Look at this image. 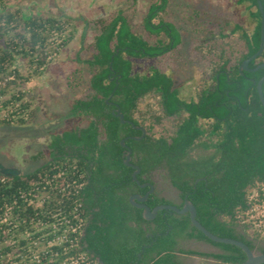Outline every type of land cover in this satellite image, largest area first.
Listing matches in <instances>:
<instances>
[{
  "label": "trees",
  "instance_id": "obj_1",
  "mask_svg": "<svg viewBox=\"0 0 264 264\" xmlns=\"http://www.w3.org/2000/svg\"><path fill=\"white\" fill-rule=\"evenodd\" d=\"M144 1L147 7L136 25L129 7L96 19L25 16L0 0V100L7 112L0 124L21 126L34 117L21 87L28 78L42 75L79 28L73 58L77 67L71 75L73 82L83 75L86 81H81L84 94L71 103L68 116L87 122L83 128L50 136L48 160L39 167L22 174L0 172V264H61L79 250L95 264H179L177 254L219 264L245 260L240 249L204 237L190 225L188 214L160 210L145 220L129 198L143 196L149 188L132 180L134 170L124 164L127 150L129 164L139 168L140 185L154 186L153 173L163 171L179 193L178 209L187 200L208 232L254 251L256 238L238 227L235 216L245 207V193L264 181V110L256 89L264 69L239 71L259 47L257 0H237L254 22L250 31L225 24L216 39L193 47L188 62L201 66V78L187 100L180 98L173 76L183 39L169 20V0ZM259 2L264 14V0ZM16 58L25 62L28 77L14 67ZM262 63L264 51L248 68ZM261 88L264 96V82ZM116 108L128 123L113 115ZM135 127L144 130L141 139H134L142 134ZM42 178L55 187L63 181L83 183L77 196L86 220L82 249L64 255L62 247L40 251L31 245L43 233L33 234L35 223L53 222L49 218L55 214L70 217L74 207L73 197L59 199ZM35 188L50 197L38 207L29 204ZM144 204L152 210L169 202L152 192ZM179 240L203 242L220 253L184 250Z\"/></svg>",
  "mask_w": 264,
  "mask_h": 264
},
{
  "label": "rangeland",
  "instance_id": "obj_2",
  "mask_svg": "<svg viewBox=\"0 0 264 264\" xmlns=\"http://www.w3.org/2000/svg\"><path fill=\"white\" fill-rule=\"evenodd\" d=\"M9 6L20 8L25 16H82L86 19L106 18L119 8H130L134 23L139 24L147 7L144 0H135V4L126 0H6ZM168 15L180 30L183 43L180 47L179 64L174 71L175 87L183 100L193 96L201 78V66L188 62L193 47L202 42L216 39L217 31L225 24L228 29L235 24L247 30L253 28L244 5L237 0H169ZM78 30L74 39L52 59L39 77L28 78L21 91L28 93L29 111L34 117L25 125L0 124V172L26 173L44 164L48 160L50 136L63 131L83 128L85 119L68 116L71 103L84 94L82 79L73 82L72 72L77 65L73 62L78 47ZM92 34H88L87 42ZM232 43L235 41H227ZM14 67L24 77L29 74L24 61L15 59ZM12 76L8 80H12ZM71 88L67 83L71 82ZM0 120L7 112L1 109ZM27 118V117H25ZM155 187L167 198L175 197L165 173L158 170L153 173ZM36 198V197H35ZM38 198V197H37ZM40 199V198H39ZM183 248L191 249V243H184Z\"/></svg>",
  "mask_w": 264,
  "mask_h": 264
},
{
  "label": "built area",
  "instance_id": "obj_3",
  "mask_svg": "<svg viewBox=\"0 0 264 264\" xmlns=\"http://www.w3.org/2000/svg\"><path fill=\"white\" fill-rule=\"evenodd\" d=\"M59 176L60 174L57 177ZM41 181H43L51 191L56 190V193L60 195L59 199L66 200L69 197H73L74 207L69 214L70 217H63L59 214H55L51 215L49 218L50 220L52 219L53 222L47 224L40 222L35 223L33 234L39 232L43 233L40 234L38 239L35 238L31 240V245L38 247L40 251H44V249H48L52 246L62 247L64 255L67 254L69 250L82 249L80 239L84 234L86 220L82 215L83 213L78 210L81 205L77 196L79 195V190L83 183L76 185L74 182L68 183L63 181L64 183L62 182L60 186L55 187L52 185V180L42 178ZM34 191L37 195L35 194L33 196V199L29 201V204L38 207L44 202L50 200V197L47 194L42 193L38 188H35ZM244 204V209L239 210L235 216L238 227L246 230L251 236L256 238V241H264V181L257 182L245 193ZM47 238L49 239L45 240ZM34 258L36 259V256ZM95 263L96 260L94 261L81 250H79L74 256L66 257L61 262V264Z\"/></svg>",
  "mask_w": 264,
  "mask_h": 264
},
{
  "label": "water",
  "instance_id": "obj_4",
  "mask_svg": "<svg viewBox=\"0 0 264 264\" xmlns=\"http://www.w3.org/2000/svg\"><path fill=\"white\" fill-rule=\"evenodd\" d=\"M257 3H258L259 11H260V16H261V18H260L259 47H258V50L255 54H253L252 56H250L249 58L245 59L242 62V64L239 67L240 72L241 71L255 72L261 68L264 69V63L258 65L254 69L248 68L249 62L254 60L256 57L260 56L264 51V14H263V9H262V6H261L259 0H257ZM263 82H264V74L262 75V77L259 79V81L256 84L258 98H259L261 106L263 107V110H264V96L262 94V88H261ZM112 113L115 117H117L119 119V122L121 124L128 123L127 121L123 120V115L120 113L118 108H116ZM135 129H140L142 134H141L140 138H134V139H141L145 134L144 130L141 128H137V127H135ZM121 145L124 146L123 141H121ZM129 160H130V150H127V153L125 154L124 164L128 167H131L134 170V172L132 173V180L136 184H138L139 187H141V188H144L146 186L149 188V190L147 191V193L144 196L132 195L129 198V202L131 205H133L134 207L141 209L143 211V218L145 220H148V221L152 220L156 216L157 212L160 210L170 211V212H173V213L178 214V215L188 214L189 220H190V225L192 227H194L197 231H199L208 240H210L213 243L231 245V246H234V247L240 249L245 254V260L240 264H264V253H256V252L250 250L242 242L232 240V239H227V238H220V237H217V236L211 234L210 232H208L203 226H201L197 222L196 210L193 207V205L190 202H188L187 200L183 201V205L180 209H178L177 207H175L173 205H160V206H157L154 209L150 210L144 204V202L146 201L148 195L153 191V186L148 184V183L142 184V185H140L138 183V181L136 179V175L139 173V168L137 166L129 164Z\"/></svg>",
  "mask_w": 264,
  "mask_h": 264
},
{
  "label": "crops",
  "instance_id": "obj_5",
  "mask_svg": "<svg viewBox=\"0 0 264 264\" xmlns=\"http://www.w3.org/2000/svg\"><path fill=\"white\" fill-rule=\"evenodd\" d=\"M184 243H191L192 247L191 249L183 248ZM178 247L184 250H191V251H197L200 253H214L218 254L220 251L216 248H213L212 246L203 243V242H197L194 240L190 241H183L182 243H178ZM177 260L179 264H219L217 261L212 259H204L197 256H190V255H184V254H177Z\"/></svg>",
  "mask_w": 264,
  "mask_h": 264
},
{
  "label": "flooded vegetation",
  "instance_id": "obj_6",
  "mask_svg": "<svg viewBox=\"0 0 264 264\" xmlns=\"http://www.w3.org/2000/svg\"><path fill=\"white\" fill-rule=\"evenodd\" d=\"M173 189H174V188H173ZM174 191H175V192H174V193H175V197H173L172 199L163 196V195L161 194L162 192H159V190L155 187V185L153 186V191H152V192L157 193L159 197H161V198H163L164 200L168 201V202H169V205H173V206L177 207V206H179V205L182 203V201H181V199H180V197H179V193H178V191H176L175 189H174ZM152 192H151V193H152ZM145 194H146V193H145ZM143 196H144V195H143ZM185 241H190V240H185ZM180 242L182 243L183 240H179V241H178V243H180ZM261 250H264V241H256V243H255V248H254V252H256V253H260Z\"/></svg>",
  "mask_w": 264,
  "mask_h": 264
}]
</instances>
